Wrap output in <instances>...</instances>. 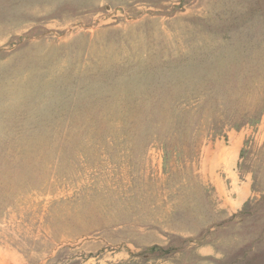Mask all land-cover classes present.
<instances>
[{
	"label": "rangeland",
	"instance_id": "obj_1",
	"mask_svg": "<svg viewBox=\"0 0 264 264\" xmlns=\"http://www.w3.org/2000/svg\"><path fill=\"white\" fill-rule=\"evenodd\" d=\"M0 264H264V0H0Z\"/></svg>",
	"mask_w": 264,
	"mask_h": 264
}]
</instances>
